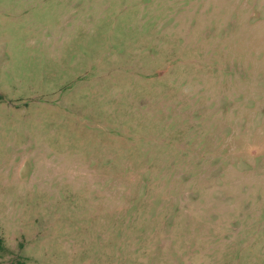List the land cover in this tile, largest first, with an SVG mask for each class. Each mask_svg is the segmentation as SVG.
<instances>
[{"label":"rangeland","instance_id":"rangeland-1","mask_svg":"<svg viewBox=\"0 0 264 264\" xmlns=\"http://www.w3.org/2000/svg\"><path fill=\"white\" fill-rule=\"evenodd\" d=\"M0 264H264V0H0Z\"/></svg>","mask_w":264,"mask_h":264},{"label":"trees","instance_id":"trees-1","mask_svg":"<svg viewBox=\"0 0 264 264\" xmlns=\"http://www.w3.org/2000/svg\"><path fill=\"white\" fill-rule=\"evenodd\" d=\"M2 247V245L0 244V248Z\"/></svg>","mask_w":264,"mask_h":264}]
</instances>
